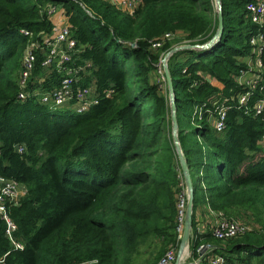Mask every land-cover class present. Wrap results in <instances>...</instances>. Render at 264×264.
<instances>
[{
    "label": "trees",
    "instance_id": "obj_1",
    "mask_svg": "<svg viewBox=\"0 0 264 264\" xmlns=\"http://www.w3.org/2000/svg\"><path fill=\"white\" fill-rule=\"evenodd\" d=\"M43 1L0 0V177L26 188L8 205L23 248L13 249L0 219V257L8 252L4 264H129L138 243L151 234L177 249L182 175L169 100L151 79L160 53L172 43L153 52L151 41L182 31L192 44L207 42L218 23L212 1L143 0L130 15L101 0H53L63 4L72 38L83 45L77 59L91 60L98 89L115 91L83 114L16 97L15 71L27 41L21 28L38 33L52 27L40 12ZM248 1L220 0V39L194 51L178 69L169 66L177 137L192 183L191 255L210 244L228 264H236L235 258L264 264V229H248L224 245L211 232L196 231L201 204L238 220L250 207L264 205V149L258 144L264 112L247 115L230 99L242 88L229 74L245 66L248 36L256 29L244 15ZM260 29L264 35V23ZM59 79L52 72L44 87ZM223 100L226 126L217 131L210 119ZM199 105L202 115L195 111Z\"/></svg>",
    "mask_w": 264,
    "mask_h": 264
},
{
    "label": "built area",
    "instance_id": "obj_2",
    "mask_svg": "<svg viewBox=\"0 0 264 264\" xmlns=\"http://www.w3.org/2000/svg\"><path fill=\"white\" fill-rule=\"evenodd\" d=\"M120 11L132 15L141 7L143 0H101ZM90 16V11L78 2ZM40 12L48 16L52 21L49 32L40 31L34 33L29 29L21 28V32L27 37L24 46L16 81V97L20 100L33 98L51 110L64 109L72 113L83 114L93 105L105 97H112L115 93L112 88L98 89L96 78L91 75L93 63L90 59H77V54L83 50V45L77 46L71 35V24L61 2L44 0ZM244 15L247 20L256 25L248 36L249 54L235 79L242 90L237 92L235 101L247 115L258 117L264 112V35L260 26L264 23V0H250L244 6ZM165 32L160 38L151 41V48L157 49ZM168 52V51H167ZM163 55H160L157 74L161 80H166ZM77 59V60H76ZM43 70L42 80L48 78L52 72L59 73V81L52 87L39 88L35 82L38 78L34 74L35 69ZM45 81V80H44ZM254 99L253 104H249ZM226 100L217 105L211 116V125L222 131L226 126ZM249 105V106H248ZM204 105L196 107L197 114L202 115ZM208 110V109H207ZM258 144L264 149V134ZM18 152H22V145H15ZM181 191L177 195L176 239L181 240L184 229L185 210L187 204V190L184 182H181ZM23 184L11 179L0 177V219L4 221V235L10 241L13 249L23 248V243L16 239L14 233L16 224L10 218L8 205L15 204L25 194ZM197 231L201 229L196 227ZM247 227L239 220H233L222 215L215 216L209 227L211 234L220 240L237 237L247 231ZM191 235V231H190ZM210 244H200L197 248L198 256L189 259L188 253L182 255L179 264H228L222 254L214 251ZM175 245H169L164 254L155 264H173L177 258ZM8 252L0 257V264H4V258ZM91 261H78L71 264H89Z\"/></svg>",
    "mask_w": 264,
    "mask_h": 264
},
{
    "label": "rangeland",
    "instance_id": "obj_3",
    "mask_svg": "<svg viewBox=\"0 0 264 264\" xmlns=\"http://www.w3.org/2000/svg\"><path fill=\"white\" fill-rule=\"evenodd\" d=\"M211 1H212V5L214 8V13H216L215 0H211ZM168 42L172 43L170 50L168 52L163 51L160 53V55H163L162 59L165 58L164 59V65H166V67L168 69H169L170 65H173L174 69H178L180 64H183L187 58L192 56V53H194V51L203 50L200 48H194V49L188 48L190 45H192V41L189 38V36H187V34L182 32V31H175V32L170 31L168 36H163L161 39V43L165 44ZM210 48H206V49H210ZM23 50H24V47H23ZM23 50H22L21 57L19 60V66H20V61L22 58ZM152 50H153V52H156L155 49H152ZM244 60H245V58H244ZM174 61H176V63ZM158 62H159V60H158ZM158 62L156 63V70L153 71V73L151 74V79L153 81H155L156 83H158L160 90L163 91L164 94L166 93V95L168 97V89H167L166 80H164V81L161 80L157 74ZM19 66H18V69L15 71L16 81H17V74H18ZM200 75H202V77L205 79L213 80V78L209 74L201 73ZM229 75H232L231 77L233 79L237 78V76L234 75L233 73H230ZM36 77L38 78V81L35 82L36 86H38L39 88H41V86L44 87V83L46 80H45V78L43 80L41 79V78H43V75L37 74ZM48 87H50V85ZM48 87H46V88H48ZM234 98H235V96H234ZM234 98H230V99H234ZM213 99H215V97H211L210 101H212ZM180 172H181V170H180ZM181 175H182V173H181ZM182 180H183V176H182ZM179 192L180 191H178L177 193H179ZM177 195L178 194H176V198H177ZM208 210L210 213L213 214L212 216H214V217L218 216L220 214V213H217L215 210H213L209 207H208ZM232 219L238 221V219H235V218H232ZM240 219L241 220H239V221L242 222L247 227V229H255V230L264 229V205H257V206L250 207L249 209L242 212ZM189 239H190V236H189ZM225 243H226L225 240L220 241V245H224ZM165 248H166V246L163 245L161 238L151 234V235L145 237L143 240H141L138 243L137 249L132 254L131 259L129 261V264H152L153 258L156 256V254H158L161 249H165ZM197 248H196V256H198ZM184 250H186V252L189 255L188 260H191V258H194L191 255L192 252H191L189 240H188V243L185 246ZM182 255L183 256L185 255L184 251H183ZM224 257H226V256H224ZM234 262L236 264H245L244 261H239L236 258H235ZM249 264H259V263L255 259H253V261L249 262Z\"/></svg>",
    "mask_w": 264,
    "mask_h": 264
},
{
    "label": "water",
    "instance_id": "obj_4",
    "mask_svg": "<svg viewBox=\"0 0 264 264\" xmlns=\"http://www.w3.org/2000/svg\"><path fill=\"white\" fill-rule=\"evenodd\" d=\"M215 6H216V14H217L218 23H217V28H216L214 35L207 42L203 44H192L188 48L190 49L210 48L214 45L215 42H217L220 39L222 31H223V17H222L220 0H215ZM164 70H165V78H166V84H167V89H168V100H169V106H170L172 140H173V145H174L175 152L178 158L180 170L183 176L184 186L187 190V204H186V210H185L183 235L179 242L177 258L175 262L173 263V264H179L184 248L187 245L188 240H189L191 224H192V183H191V179L189 175V169H188L186 160L183 156V153L181 151L180 144H179L178 137H177V121H176V116H175L174 91H173V85H172L169 69L166 67V65H164Z\"/></svg>",
    "mask_w": 264,
    "mask_h": 264
},
{
    "label": "crops",
    "instance_id": "obj_5",
    "mask_svg": "<svg viewBox=\"0 0 264 264\" xmlns=\"http://www.w3.org/2000/svg\"><path fill=\"white\" fill-rule=\"evenodd\" d=\"M213 214L209 212L206 204H201L196 214V227L200 226L201 229L197 232H210L209 227L214 220ZM185 251V250H184Z\"/></svg>",
    "mask_w": 264,
    "mask_h": 264
},
{
    "label": "bare ground",
    "instance_id": "obj_6",
    "mask_svg": "<svg viewBox=\"0 0 264 264\" xmlns=\"http://www.w3.org/2000/svg\"><path fill=\"white\" fill-rule=\"evenodd\" d=\"M184 252H185V254H186V250H185Z\"/></svg>",
    "mask_w": 264,
    "mask_h": 264
}]
</instances>
